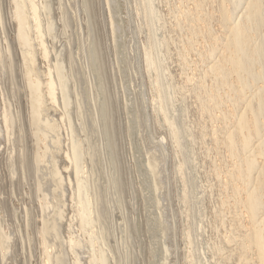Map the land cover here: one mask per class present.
I'll list each match as a JSON object with an SVG mask.
<instances>
[{"label": "bare ground", "instance_id": "bare-ground-1", "mask_svg": "<svg viewBox=\"0 0 264 264\" xmlns=\"http://www.w3.org/2000/svg\"><path fill=\"white\" fill-rule=\"evenodd\" d=\"M0 264H264V0H0Z\"/></svg>", "mask_w": 264, "mask_h": 264}, {"label": "rangeland", "instance_id": "rangeland-1", "mask_svg": "<svg viewBox=\"0 0 264 264\" xmlns=\"http://www.w3.org/2000/svg\"><path fill=\"white\" fill-rule=\"evenodd\" d=\"M15 198V197H14ZM15 200H16V198H15Z\"/></svg>", "mask_w": 264, "mask_h": 264}]
</instances>
